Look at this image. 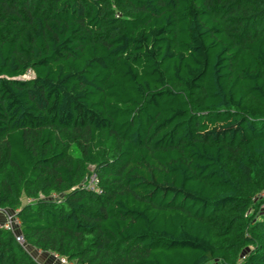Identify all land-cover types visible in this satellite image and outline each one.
<instances>
[{"label":"trees","instance_id":"1","mask_svg":"<svg viewBox=\"0 0 264 264\" xmlns=\"http://www.w3.org/2000/svg\"><path fill=\"white\" fill-rule=\"evenodd\" d=\"M0 210V264H264V0H0Z\"/></svg>","mask_w":264,"mask_h":264},{"label":"built area","instance_id":"2","mask_svg":"<svg viewBox=\"0 0 264 264\" xmlns=\"http://www.w3.org/2000/svg\"><path fill=\"white\" fill-rule=\"evenodd\" d=\"M98 179L97 176L94 174L89 179V186L91 189L97 188ZM0 215L5 218L4 223H0V226L6 228L9 231L14 232L17 242L25 246V242L23 237L18 233L19 228V220L14 214H8L6 211L0 210ZM53 258H55L60 264H75V262L69 261L66 257L59 256L57 254H51Z\"/></svg>","mask_w":264,"mask_h":264},{"label":"crops","instance_id":"3","mask_svg":"<svg viewBox=\"0 0 264 264\" xmlns=\"http://www.w3.org/2000/svg\"><path fill=\"white\" fill-rule=\"evenodd\" d=\"M4 221L5 218L0 215V223H4ZM32 253L40 264H58V261H56L49 253H43L40 250H34Z\"/></svg>","mask_w":264,"mask_h":264},{"label":"rangeland","instance_id":"4","mask_svg":"<svg viewBox=\"0 0 264 264\" xmlns=\"http://www.w3.org/2000/svg\"><path fill=\"white\" fill-rule=\"evenodd\" d=\"M90 170H91V172L94 170V168L91 166L90 167ZM94 175V174H93ZM92 176V175H91ZM2 216V215H1ZM26 249L28 250V252H30L31 254H32V252L34 251L31 247H26ZM35 257V256H34ZM55 259V258H54ZM56 260V259H55ZM57 261V260H56ZM58 264H60L59 262H58Z\"/></svg>","mask_w":264,"mask_h":264}]
</instances>
